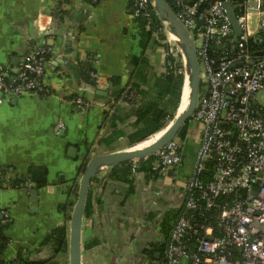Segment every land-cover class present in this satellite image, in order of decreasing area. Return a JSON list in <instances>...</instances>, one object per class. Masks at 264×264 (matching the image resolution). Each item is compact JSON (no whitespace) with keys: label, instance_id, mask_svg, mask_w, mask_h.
Instances as JSON below:
<instances>
[{"label":"crops","instance_id":"obj_1","mask_svg":"<svg viewBox=\"0 0 264 264\" xmlns=\"http://www.w3.org/2000/svg\"><path fill=\"white\" fill-rule=\"evenodd\" d=\"M134 4L135 0H0V67L9 77L42 43L52 48L45 82L53 94L45 98L24 94L0 105V224L8 241L1 257L6 263L19 257L50 259L52 246L46 241L54 230L68 226L83 160L118 152L120 139L110 147L102 142L114 132V116L125 119L117 124L123 141L132 131V108L116 100L115 92L136 86L154 94L164 76L166 44L159 32L149 42L144 40ZM85 64L99 73L103 86L84 73ZM115 79L117 85L112 83ZM63 93L83 97L89 110L80 114L60 99ZM202 137L186 169L184 146L183 164L168 176L139 180L131 175L133 190L130 186L129 193L121 195L103 190L99 207L93 197L83 236L98 240L107 231L112 247H143L145 237L135 235L136 224H145L155 191L164 190L161 205L178 200L192 176ZM34 171L44 173L43 183L32 181ZM22 185L28 191L21 190ZM64 257L56 262L63 264Z\"/></svg>","mask_w":264,"mask_h":264},{"label":"built area","instance_id":"obj_2","mask_svg":"<svg viewBox=\"0 0 264 264\" xmlns=\"http://www.w3.org/2000/svg\"><path fill=\"white\" fill-rule=\"evenodd\" d=\"M166 1L176 6V16L194 40L204 68L205 86L193 116L203 126L194 170L178 202L168 199L161 205L164 190L154 192L151 213L145 224H136L134 230L136 236L145 237L143 247L125 245L122 255L111 260V249L106 250L110 239L104 231L92 255L103 256L105 264H264V0ZM225 3L231 5L241 36L233 30ZM133 12L137 19L148 22V30L152 28L157 13L150 0H135ZM51 54L52 48L44 42L24 56L14 76L9 77L0 67V105L24 94L48 96L45 75ZM175 67L176 63L166 61L164 76ZM90 77L98 87L105 83L94 70ZM135 87L129 86L121 99L130 108L144 101ZM59 97L80 114L89 110L83 97L65 93ZM183 153L184 145L176 139L156 152L151 178L168 176L180 167ZM209 163L214 169L205 182L202 177ZM132 165V178L147 176L138 169L139 163ZM109 169L102 168L91 182L90 192L98 207L103 190L113 195L130 190L128 183L113 181ZM182 209L166 238L161 228L165 217ZM164 243L163 258L151 259L143 252L152 244ZM1 249L0 237V254ZM90 254L83 248V261Z\"/></svg>","mask_w":264,"mask_h":264},{"label":"trees","instance_id":"obj_3","mask_svg":"<svg viewBox=\"0 0 264 264\" xmlns=\"http://www.w3.org/2000/svg\"><path fill=\"white\" fill-rule=\"evenodd\" d=\"M169 5L173 9L174 13L177 14L178 10L176 6L173 3H170ZM134 7H135V4H134ZM57 16L61 17L62 16L61 12ZM161 23L162 21L154 13L152 28L148 31L146 27L148 25V22L145 20H141V32L146 42H149L150 40H152V35L155 32H159L160 39L163 40V37L161 36V30H162ZM167 62L168 63L171 62L172 64L176 63V61L170 55L168 56ZM82 66H83L82 70L84 71V73H87L90 76V72L93 71V68H91V66L88 64H85ZM181 69H182L181 65L176 64V67L174 68V70H172V72L169 75L163 76L162 78H160L157 82L156 92H154V94L153 92L152 93L145 92V91H142L139 87H135L138 89L139 94L144 98V101L140 105L135 106L134 108L131 109L132 111L130 114L131 115L130 118H134L135 122L133 124L131 133L126 136L127 143L131 149H137V148L143 147L149 142H151L153 138L155 137V135L159 131H162L164 127V122L166 121V119L170 121L174 120V113H176L178 110L180 99H181V94H182V88H183V84L185 80V75L180 73ZM112 83L114 85H117L119 81L115 79L113 80ZM125 90L124 89L117 90L114 94L115 99L118 101L121 100ZM52 94L53 92L49 90L47 94L48 96L46 97H49ZM42 98H45V96H42ZM169 98L173 100V114L171 113L168 114L167 111L162 106L164 102H167ZM124 121L125 119H123L121 116H114L113 124H112L114 132L111 135V137L102 141L106 146L110 147L113 144H115L117 141H119V139L125 137L123 132L117 130V124L122 123ZM188 129H189V123L179 133L178 137H180L182 141L187 136ZM153 160H154V157L151 156L147 160L139 161L138 169L140 171L146 172L147 175L149 176H153L152 175V165H151ZM213 169H214V164L209 163L207 166L205 175L202 177V179L205 182H208L211 179ZM132 172H133L132 162H127L119 166L113 167L109 176L115 182L130 184L131 191H132L133 190V183L131 180ZM155 177H158V176H155ZM91 204H92V196L90 192L86 214H85L86 217H89L91 215V212H92ZM183 211L184 210L182 209V210H178L175 212H171L167 214V216L165 217V220L163 224L161 225V228L166 238L170 237L173 231V225L178 221ZM2 227L3 226H1L0 224V237L2 241L0 264H8L4 262V260L1 257L3 251L6 248L7 242H8L3 234ZM69 238H70V228H68V226L59 227L56 230H54L52 235L49 236L46 241V244L52 246V255L50 259L35 262V261H31L28 258L19 257V259H17L12 264H50V263L58 264L56 262L58 257L64 255L69 248ZM82 241L83 242L85 241L84 251L88 253L94 252L100 244L98 240L88 241V239L85 238L84 236H83ZM165 251H166V243H164L163 245L152 244L150 245L149 248L145 249L143 252L151 259H156V258L160 259L164 257Z\"/></svg>","mask_w":264,"mask_h":264},{"label":"water","instance_id":"obj_4","mask_svg":"<svg viewBox=\"0 0 264 264\" xmlns=\"http://www.w3.org/2000/svg\"><path fill=\"white\" fill-rule=\"evenodd\" d=\"M154 4V9L157 13L159 19L170 25L169 30L175 31L183 41L185 52L189 55L190 60V78H189V93H188V104L186 106L185 113L179 116L173 121L171 128L160 138L156 143L150 147L143 150H125L112 152L108 154H103L94 158H89L83 160V172L79 182V193L78 199L74 206L73 214L71 217L70 225V238H69V256L70 264H83V226L84 218L86 214V209L88 205L89 195H90V185L92 180L96 175L99 174L100 170L105 167H115L121 164L131 162V161H142L147 160L153 156L160 149L174 141L182 129L193 119L196 113L200 90V69L199 61L197 56V51L195 48L194 40L191 38L188 30L183 26V24L178 20L173 9L166 0H150ZM225 8L228 11V17L230 19L233 30L237 36H241V28L237 22L235 14L229 3H225ZM187 79L185 75V80L182 88V94L180 99V104L178 107V112L185 102V91L187 85ZM100 95L106 93L102 91L97 92ZM32 181L34 183L44 182V173L41 171H34L31 175ZM22 179V178H21ZM26 184V179H23ZM28 186L22 185L21 190L28 191ZM33 196H36V192H33ZM36 201V199H35Z\"/></svg>","mask_w":264,"mask_h":264},{"label":"rangeland","instance_id":"obj_5","mask_svg":"<svg viewBox=\"0 0 264 264\" xmlns=\"http://www.w3.org/2000/svg\"><path fill=\"white\" fill-rule=\"evenodd\" d=\"M162 24V30H161V36L163 37V43L166 44L165 46L167 47V55L169 56H172L173 59L176 61V64H180L181 65V72L182 74L186 75L187 70H190V66L189 68H186V65L187 64V61H190L188 60L189 59V55L187 54V52H185V49H181L177 42H174V41H170L169 40V29H170V25L165 22V23H161ZM199 69H200V82H201V88L205 86V77H203V71H204V68L202 66L201 63H199ZM261 102L264 103V98L261 97ZM163 108L167 111L168 114H173V100L171 98H169L167 100V102H164V104L162 105ZM178 111V110H177ZM176 113H174V120H176ZM173 120V121H174ZM173 121H170L168 119H166V121L164 122V127L167 128V126H170V124L172 125L173 124ZM162 129V131H164V128ZM162 131H159L155 137L153 138V140L151 142H149L148 144L152 143L157 135L159 133H161ZM202 124L199 123V122H196L195 120H191L189 122V129H188V132H187V136L185 137V139L182 141V139L180 137H177L176 138V141L180 142V143H183V145L186 147V165H185V169H186V166H190L191 163H192V155L194 154V147L196 146V143H197V140L200 139V137L202 136ZM203 139V137H202ZM120 144V148L118 151H125V150H130V147L127 143V141H123V140H120L119 142ZM147 144V145H148ZM146 145V146H147ZM96 151V150H95ZM132 163H136V166H138V160H135V161H131ZM112 168V167H111ZM81 178V177H79ZM79 182H80V179L78 180V183H77V188H76V191L74 193V196H73V199H72V204H71V209H70V213L68 214L69 215V219H68V227L70 228V225H71V217H72V214H73V210H74V206L77 202V199H78V193H79ZM85 242V241H84ZM84 242H83V248H84ZM106 250L110 251V255L115 259L117 256H121L122 253H123V249H121L120 247L116 248H111V245L110 244H106ZM93 253L91 252L90 256H88L85 260V264H105V261H104V257L101 256V255H97L95 253V256L92 255ZM92 257L94 258H97L98 261L94 262L92 261ZM124 257H126V255H124ZM132 258V257H131ZM130 258V259H131ZM100 260V262H99ZM63 264H70V256H69V248L67 250V252L65 253V257L64 259H62L61 261ZM125 264H128V263H125Z\"/></svg>","mask_w":264,"mask_h":264},{"label":"bare ground","instance_id":"obj_6","mask_svg":"<svg viewBox=\"0 0 264 264\" xmlns=\"http://www.w3.org/2000/svg\"><path fill=\"white\" fill-rule=\"evenodd\" d=\"M169 40L170 41H174V42H177V44H178V46L181 48V49H183L184 48V44H183V41H182V39L180 38V36L175 32V31H173V30H169ZM189 60V59H188ZM187 64L188 65H186V68H189V66H190V61H187ZM186 77H188V79H187V85H186V91H185V102H184V104H183V106L180 108V110H179V112L177 111V114H176V119L179 117V116H181L183 113H185V110H186V106H187V104H188V93H189V78H190V72H188V73H186ZM171 124H170V126H167V128H165L164 129V131H162L161 133H159L158 135H157V137H156V139L152 142V143H150V144H146L145 146H143V147H140V148H137V149H133V150H143V149H146V148H148V147H150L151 145H153L154 143H156L160 138H162L163 137V135L171 128Z\"/></svg>","mask_w":264,"mask_h":264}]
</instances>
